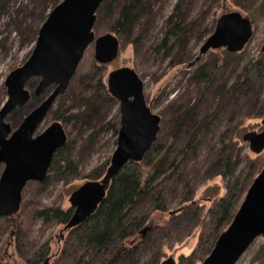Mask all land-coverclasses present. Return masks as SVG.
Masks as SVG:
<instances>
[{
  "label": "trees",
  "instance_id": "16d2710c",
  "mask_svg": "<svg viewBox=\"0 0 264 264\" xmlns=\"http://www.w3.org/2000/svg\"><path fill=\"white\" fill-rule=\"evenodd\" d=\"M57 1L54 0L53 5ZM214 2L216 0H201L193 6L191 0H176L163 20L160 35L155 40H151L150 36L156 15L152 0H123L114 11L112 4L103 0L96 10L95 20L97 16L109 15L113 32L130 42L138 52L142 50L150 58L161 54L162 58H170L172 63L189 66L193 57L189 49V37L194 34L198 41L213 31L217 16L209 21V26H203V22L211 15ZM232 5L240 7L250 15L264 6V0H232ZM38 29L39 25L31 31L35 34L34 40ZM101 66L97 63L90 71L81 74L77 67L65 91L75 92L73 102L68 106L61 103L51 111L52 116L64 126L69 121H79L82 131L75 138L66 132V143L56 149L45 178L37 183L41 192L53 181H68L69 178L80 175L76 156L82 146L90 151L101 133L110 130L114 136L118 133L117 115L113 122L104 120V115L117 100L103 83ZM241 73V81L249 83L263 77L264 52H260L255 58L247 57ZM194 76H204L210 83L213 75L206 73L201 65L195 69L192 77ZM222 86L214 87L212 94L223 95L220 102L224 103L232 96L235 87L223 92ZM191 98L192 91L189 88L174 94L169 107L173 105V112L176 113L174 116L180 122L170 123L169 128V122H165L163 133L157 135L143 158L140 161L130 160L123 165L111 179L96 210L64 234L62 246L48 264H121L125 256H130V261L134 263L139 253V245L133 243L131 246V239L141 240L139 231L150 223L152 213L169 210L171 198L174 197H178L182 205L177 210L170 211L169 218L159 225L160 240H179L195 226H200L196 247L190 254L181 255L178 264H195L209 254L219 234L231 222L244 193L263 164L244 153L232 140V136L228 135V129L218 134L216 139L211 138L209 149L213 151V156L208 162V170L224 178L225 194L213 200L205 219L201 206L192 200L193 188L189 178L195 172V167H188L186 162L189 153L195 154L200 133L205 128L200 121L201 117L195 118L199 102L192 103ZM102 109L103 116L98 121L96 116L97 113L101 114ZM258 116H262V113L255 115ZM188 124L194 125L193 128H186ZM115 145L116 138L113 147ZM109 162L110 154L91 168L87 177L100 178ZM144 198L148 199V207L137 208ZM72 211V207L63 209L56 203L38 205L31 210L30 218H40L45 223L65 224ZM25 223V220H18L17 217L14 221L15 249L25 264H41L49 257V240L32 238ZM154 228H157L156 225H152L148 231ZM138 264L158 263L151 259Z\"/></svg>",
  "mask_w": 264,
  "mask_h": 264
},
{
  "label": "rangeland",
  "instance_id": "374dc122",
  "mask_svg": "<svg viewBox=\"0 0 264 264\" xmlns=\"http://www.w3.org/2000/svg\"><path fill=\"white\" fill-rule=\"evenodd\" d=\"M54 0H0V106L6 101L7 94L4 85L7 74L14 68L20 66L29 56L35 44V34L32 33L37 25L42 24V18L46 17L53 5ZM60 1V0H58ZM57 1V2H58ZM123 0H107L112 4L114 11ZM125 1V0H124ZM176 0H152L156 15L151 27V40H155L160 35L162 22L168 15ZM192 5L201 2V0H191ZM240 10L242 15L250 18L253 27V34L246 45L237 52H230L225 47L209 49L198 59L199 47L205 40H196L192 35L189 37V49L193 56L189 66L184 64H175L170 58H162L161 54L155 57L146 56L142 50L138 52L127 40L119 37L111 28V18L109 15L97 16L93 25L95 34L113 32L119 39V51L115 59L108 63H98L94 58V44L91 43L85 50L82 60L78 66V73H85L95 64L102 65L100 72L104 74L103 83L106 86L107 74L110 70L129 66L135 69L143 83V94L146 103L152 111L160 116V129L157 135L163 133L166 127L165 122L179 123L170 103L174 94L184 92L185 88L192 91L191 102H199L197 105L196 119L201 117L205 128L200 133V140L197 144L195 154H188L186 159L188 167H195V172L190 174L189 181L193 188L192 200L201 206L202 215L207 219V209L215 198L225 194L224 178L221 175L212 174L208 170V162L213 156V151L209 148V140L216 139L225 129H228V135L232 140L247 153L250 158L262 161L264 165V150L254 153L249 149L247 141L242 139V135L247 131H259L263 128L261 122L264 117V76L257 78L255 82L249 83L241 81L242 66L245 59L255 58L261 51L264 42V6L256 9L253 14H248L236 5H232V0H216L211 7L209 17L203 22V26H209V21L215 16H219L223 11ZM216 17V19H217ZM45 20V19H44ZM37 37V36H36ZM203 66L206 73H211V82H207L204 76H194L195 69ZM250 71V70H248ZM248 72L247 77H249ZM37 77L30 79L26 85L31 92L36 86ZM223 85V92L234 89L232 96L220 102V94L213 95L214 87ZM107 88V87H106ZM48 93V91H47ZM46 93V94H47ZM46 94L31 95V98L21 107H16L6 117V121L11 127L16 128L24 116L35 107ZM63 95V94H62ZM75 92H66L63 96L59 95L44 120L39 124L36 133L42 131L50 122L55 120L52 116L53 110L61 103L64 106L71 105L74 100ZM262 113V116L255 117ZM117 115L119 128L118 101L112 105L107 114L104 115L105 121L113 122ZM103 116L97 113L98 121ZM174 116V117H173ZM181 116V115H180ZM175 118V119H174ZM199 121V122H200ZM197 122H194V124ZM63 124V123H62ZM186 125V124H184ZM194 125L188 124L186 128H193ZM65 131L73 138L77 137L81 129V124L77 120H72L63 125ZM107 131L101 133L96 144H93L91 150L81 147L76 156L80 175L69 178L68 181H53L47 189L40 191L38 181H28L22 190V198L17 213L0 218V264H25L18 256L15 249L14 221L25 220V225L29 229L32 238L38 240L48 239L50 244L49 256L51 258L62 246L60 237L63 224L45 223L42 219H31L30 213L38 205L59 204L61 208L66 209L70 206L68 197L70 193L80 184L88 180L87 174L100 161L114 150L113 141L117 135ZM187 136V135H185ZM79 144V139H78ZM180 197V196H179ZM148 199L144 198L137 206L140 209L147 208ZM182 203L178 197L171 198L169 210L166 212L154 211L152 213L151 225L147 223L144 226L156 225L152 231H146L141 235V240L131 239V244L139 245V253L136 255L134 263L138 264L143 260L154 259L159 264L164 258L172 255L179 263L181 255H188L196 247L200 226H195L190 233L183 235L181 239L174 241V238L161 241L159 235L160 224L169 218V212L177 210ZM66 233V232H65ZM158 237V238H156ZM128 244V243H127ZM132 246V245H131ZM197 261L195 264L200 263ZM114 264V262H112ZM111 263V264H112ZM130 261V256H125L121 264H134ZM235 264H264V237H256L239 257Z\"/></svg>",
  "mask_w": 264,
  "mask_h": 264
},
{
  "label": "water",
  "instance_id": "95a60500",
  "mask_svg": "<svg viewBox=\"0 0 264 264\" xmlns=\"http://www.w3.org/2000/svg\"><path fill=\"white\" fill-rule=\"evenodd\" d=\"M103 0H60L48 12L38 29L34 47L27 59L12 69L4 85L7 99L0 106V217L19 210L22 190L28 181H42L56 149L62 147L67 134L60 120H53L35 132L72 79L84 51L93 43L94 58L108 63L116 58L119 39L113 32L95 34L96 10ZM252 22L238 10L221 13L213 31L199 47L196 57L209 49L225 47L240 51L251 39ZM264 52V42L261 47ZM38 81L32 92L26 88L30 79ZM108 92L118 101L119 128L116 146L109 165L98 179H88L69 195L73 212L60 233L82 223L105 196L111 179L128 161H140L157 138L160 116L152 111L143 94V83L134 68L121 66L110 70L106 78ZM48 91V93H47ZM47 93V94H46ZM46 94L16 128L6 121L16 107L31 95ZM264 125V117L261 120ZM242 139L254 153L264 150V126L247 131ZM149 226L140 230L143 235ZM264 237V165L248 186L231 222L219 234L213 248L198 264H235L250 243ZM46 258L42 264H48ZM159 264H176L172 255Z\"/></svg>",
  "mask_w": 264,
  "mask_h": 264
}]
</instances>
